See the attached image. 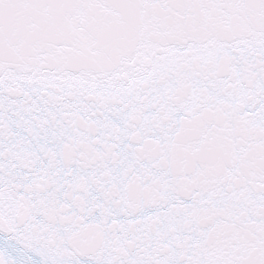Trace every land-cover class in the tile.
<instances>
[{"label":"snow or ice","instance_id":"1","mask_svg":"<svg viewBox=\"0 0 264 264\" xmlns=\"http://www.w3.org/2000/svg\"><path fill=\"white\" fill-rule=\"evenodd\" d=\"M0 264H264V0H0Z\"/></svg>","mask_w":264,"mask_h":264}]
</instances>
